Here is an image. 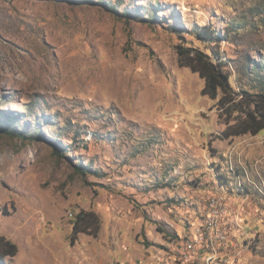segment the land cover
<instances>
[{"label":"rangeland","instance_id":"374dc122","mask_svg":"<svg viewBox=\"0 0 264 264\" xmlns=\"http://www.w3.org/2000/svg\"><path fill=\"white\" fill-rule=\"evenodd\" d=\"M228 24L230 83L258 91L264 0H0L1 264H264V130L224 137L175 50Z\"/></svg>","mask_w":264,"mask_h":264},{"label":"trees","instance_id":"16d2710c","mask_svg":"<svg viewBox=\"0 0 264 264\" xmlns=\"http://www.w3.org/2000/svg\"><path fill=\"white\" fill-rule=\"evenodd\" d=\"M233 27L232 24L226 25L222 33L214 30L211 25H203L195 30L196 38L209 47L200 48L182 42L175 45L179 65L189 68L203 80L202 94L217 99L219 116L223 117L226 124L222 132L224 137L245 133L254 135L264 130V65L261 66L263 74H258L256 81L261 86L260 90L241 86L240 90L236 91L230 83L231 74L225 68L226 62L218 49L220 41L230 35ZM255 67L253 66V69ZM0 133L14 134L12 130L2 126ZM99 226L100 220L96 212L81 210L73 218L72 233H90L92 230V233H96ZM17 250L13 241L0 235V264L4 258L15 256Z\"/></svg>","mask_w":264,"mask_h":264},{"label":"built area","instance_id":"2783aa9c","mask_svg":"<svg viewBox=\"0 0 264 264\" xmlns=\"http://www.w3.org/2000/svg\"><path fill=\"white\" fill-rule=\"evenodd\" d=\"M224 212V202L221 195L211 196L207 203V212L204 218L206 231L221 242L227 241V234L222 229L220 219Z\"/></svg>","mask_w":264,"mask_h":264}]
</instances>
